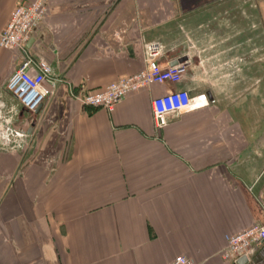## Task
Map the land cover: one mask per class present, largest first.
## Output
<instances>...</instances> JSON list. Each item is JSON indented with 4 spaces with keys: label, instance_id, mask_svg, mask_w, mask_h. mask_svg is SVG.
Segmentation results:
<instances>
[{
    "label": "crops",
    "instance_id": "crops-1",
    "mask_svg": "<svg viewBox=\"0 0 264 264\" xmlns=\"http://www.w3.org/2000/svg\"><path fill=\"white\" fill-rule=\"evenodd\" d=\"M32 1L0 0V32ZM44 1L26 44L50 72L34 115L5 89L21 54L0 49V264H264V243L221 258L264 225V0ZM151 42L178 84L111 112L79 102L142 71ZM172 91L213 103L156 130L151 102Z\"/></svg>",
    "mask_w": 264,
    "mask_h": 264
},
{
    "label": "built area",
    "instance_id": "built-area-1",
    "mask_svg": "<svg viewBox=\"0 0 264 264\" xmlns=\"http://www.w3.org/2000/svg\"><path fill=\"white\" fill-rule=\"evenodd\" d=\"M46 12L44 0L21 2L12 10L5 28L0 32V49L18 51L22 56L21 63L8 78L5 89L29 115L36 113L49 93L43 86L50 78L49 69L44 64L36 63L26 48L30 35L44 23ZM143 49L142 71L131 77L119 79L107 85L102 91H83L78 96L79 102L88 108H100L111 112L131 93L146 90L153 85H176L181 81L183 67L161 63L163 49L159 43H147ZM30 68L33 69L34 74H30ZM212 103L213 101H209L203 94L190 96L186 91L169 92L151 102L154 127L156 130H161L167 126L169 116L203 110ZM262 243H264V225H253L228 238L221 258L227 262L239 258L248 261L255 251L254 248ZM168 264H194V262L184 256H178Z\"/></svg>",
    "mask_w": 264,
    "mask_h": 264
},
{
    "label": "rangeland",
    "instance_id": "rangeland-1",
    "mask_svg": "<svg viewBox=\"0 0 264 264\" xmlns=\"http://www.w3.org/2000/svg\"><path fill=\"white\" fill-rule=\"evenodd\" d=\"M257 18H259V14H258ZM262 31L263 30H261V31L259 30V26H258V40H259V38L264 39V31H263V33H262ZM258 53H263L264 54V40H263L262 46L261 45L258 46ZM261 59H262V62H258V69L264 70V59L263 58H261Z\"/></svg>",
    "mask_w": 264,
    "mask_h": 264
},
{
    "label": "water",
    "instance_id": "water-1",
    "mask_svg": "<svg viewBox=\"0 0 264 264\" xmlns=\"http://www.w3.org/2000/svg\"><path fill=\"white\" fill-rule=\"evenodd\" d=\"M174 65H176V63H174ZM245 260V259H244Z\"/></svg>",
    "mask_w": 264,
    "mask_h": 264
}]
</instances>
